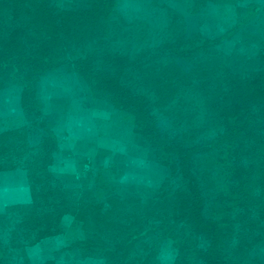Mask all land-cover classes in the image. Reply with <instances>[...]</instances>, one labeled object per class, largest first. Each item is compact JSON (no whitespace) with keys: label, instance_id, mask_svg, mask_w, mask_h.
<instances>
[{"label":"rangeland","instance_id":"obj_1","mask_svg":"<svg viewBox=\"0 0 264 264\" xmlns=\"http://www.w3.org/2000/svg\"><path fill=\"white\" fill-rule=\"evenodd\" d=\"M85 1L52 0V6L54 11L70 10L85 5ZM103 23L104 28L94 40L97 48L92 42L84 49H74L64 55L67 60L64 65L37 77L31 87L34 99L25 109L21 105L25 84L19 78L8 80L0 88V133L14 132L8 136L11 143L17 138L18 143L22 142L23 137L19 138L18 134L26 137L29 151H24L22 160H13L21 165H25L29 155L43 156L47 147L53 149L52 163L59 142L78 136L75 147L80 154L76 168L62 174L71 175L78 182L82 188L79 198L85 202L109 198L115 203L122 195V199L137 200L141 203L140 209L133 212H140L141 219L136 231L142 227L150 251H157L149 264H203L197 250L206 240L186 226L183 194L188 193L187 183L178 171L176 155L149 145L146 136L135 132L133 114L105 97H96L68 60L89 55L96 67H109L113 76L134 93L147 95L152 107L158 95L155 87L147 86L144 81L151 67H167L173 73H184L195 69L200 57L198 62L205 67L208 63L216 74H222L219 67L241 77L247 71L264 70V0H114ZM206 41L211 47L190 52L193 46ZM92 49L98 52L94 56L88 54ZM119 57L122 59L118 60ZM186 83L179 86L178 92L176 84L171 98L162 106L152 107L151 113L169 137L190 145L211 139L218 124L205 118L200 86L196 82ZM77 98L80 117L71 116V127L62 126L61 108L68 104L66 100L71 102ZM69 106L74 111L77 104ZM51 138L53 141L46 144ZM225 154L223 146L211 148L195 153L192 161V172L204 197V216L213 220H234V215L227 213L238 203L233 200L237 194L233 191V182L228 181ZM0 159L3 165L10 164L9 158ZM41 161L42 158L38 163ZM253 192L257 194V188ZM71 221L72 217L66 216L64 227L71 226ZM261 224L264 227V220ZM2 226L0 223V239L6 243L10 227ZM79 233L72 244L54 253L37 248L42 239L27 246L25 254L29 264H43L48 260L55 264H103L97 254L78 249ZM247 242L251 246L239 264H264V230L253 231L251 237L247 235Z\"/></svg>","mask_w":264,"mask_h":264},{"label":"trees","instance_id":"obj_2","mask_svg":"<svg viewBox=\"0 0 264 264\" xmlns=\"http://www.w3.org/2000/svg\"><path fill=\"white\" fill-rule=\"evenodd\" d=\"M85 2L75 9L54 11L52 0H0V88L8 80L19 78L26 86L21 95L24 109L34 99L31 87L37 77L64 65L67 62L64 55L74 49H84L92 42L97 48L94 40L104 28L103 21L114 0ZM209 46L206 41L193 46L190 52L204 51ZM97 53L92 49L88 54ZM198 60L195 69L184 73L151 67L144 78L146 85H153L158 95L152 107L162 106L171 98L176 84L177 92L187 81L200 86L205 118L217 122L218 130L211 139L190 145L174 140L161 130L154 121L147 95L134 93L113 76L109 67H96L89 55L68 62L95 91L96 97H105L133 114L135 132L146 136L149 145L176 155L178 171L187 183L188 193L183 194L186 226L206 240L197 250L203 264H239L251 246L247 235L251 237L253 231L264 230L261 224L264 220V70L247 71L241 77L219 67L222 74H216L208 63L205 67ZM13 133H0V158L10 159L8 166L0 163V170L20 166L19 161L13 160H22L29 151L26 137L21 134H18L19 138L23 137L21 143L18 138L8 142V136ZM49 141L53 139L46 144ZM222 146L226 151L223 161L227 165L228 181L233 182L237 194L233 200L238 203L227 213L234 215V220L204 216V197L192 172L195 153ZM47 148L43 156L29 155L27 165L25 162L23 165L29 181L30 202L9 205L0 214L2 227H10L7 242L0 239V264H13L16 258L20 263L14 264H29L26 247L63 232L66 216L72 217L71 225L80 232L78 249L97 254L103 264H149L157 251H150L142 227L136 231L141 213L133 209H140L141 203L133 198L122 199V195L115 203L109 198L83 201L78 196L82 188L73 176H57L48 170L53 149ZM40 158L42 163H38ZM255 188L257 194L253 192ZM137 244L140 249L136 248ZM43 264L55 262L48 260Z\"/></svg>","mask_w":264,"mask_h":264},{"label":"crops","instance_id":"obj_3","mask_svg":"<svg viewBox=\"0 0 264 264\" xmlns=\"http://www.w3.org/2000/svg\"><path fill=\"white\" fill-rule=\"evenodd\" d=\"M58 98L60 100L61 96ZM66 102L68 103L65 105L66 107L61 108L59 123L62 126L65 125L69 128V126L71 127V118H73L71 116L79 118L81 115L80 101L77 98L76 100H71V102L66 100ZM75 103L77 104V107H75L73 111V106L68 107V105ZM70 130L71 128L68 129V131ZM78 139V136L74 139L64 138V141L59 142L58 149L53 155V162L48 167V170L51 173L60 176L65 175L62 173H71V168L75 170L80 154L79 148L77 146V148L75 147V144L79 143ZM59 156H63V158H60ZM65 157L67 158L65 159ZM30 200L29 181L23 165L17 166L13 169L0 170V212H2L7 205L25 204L29 203ZM77 235V228L71 225L57 235L42 239L37 244V248H43L42 251L44 253H54L59 249L66 248V245L72 244L76 238H78Z\"/></svg>","mask_w":264,"mask_h":264}]
</instances>
